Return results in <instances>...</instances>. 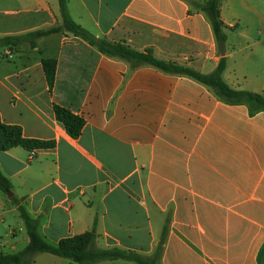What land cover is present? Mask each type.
<instances>
[{
    "label": "crops",
    "instance_id": "obj_1",
    "mask_svg": "<svg viewBox=\"0 0 264 264\" xmlns=\"http://www.w3.org/2000/svg\"><path fill=\"white\" fill-rule=\"evenodd\" d=\"M191 1L68 0V7L97 37L152 49L160 60L210 74L224 58L232 89L264 96V0H221L224 46ZM59 23V0H0V38ZM43 58L57 60L52 93ZM54 103L85 120L79 138L56 119ZM0 116L27 138L56 142L36 152L0 150L12 196L49 243L94 230L100 249L150 256L165 233L161 264H264V110L57 33L35 48L0 45ZM11 197L0 190L7 253L30 241ZM32 264L79 263L38 253Z\"/></svg>",
    "mask_w": 264,
    "mask_h": 264
},
{
    "label": "trees",
    "instance_id": "obj_2",
    "mask_svg": "<svg viewBox=\"0 0 264 264\" xmlns=\"http://www.w3.org/2000/svg\"><path fill=\"white\" fill-rule=\"evenodd\" d=\"M191 3L208 16L217 41L220 45L224 46L227 37L221 20V0H192ZM59 5L61 23L47 29H39L26 34L1 37L0 45L14 47L29 43L31 47L35 48L37 40L40 38L57 33H69L85 40L108 57L128 61L133 68L150 65L166 73L187 76L210 87L219 98L226 102L246 104L253 112L264 110V96L249 91L234 90L224 81L222 76L226 66L224 58L213 73L203 74L193 68L182 66L175 62L160 60L155 57L152 49L138 51L125 43L111 42L105 38H99L74 21L69 13L68 0H59ZM42 66L49 90L52 93L57 73V60L43 58ZM53 109L56 119L65 126L68 134L74 139L79 138L85 126V120L70 109L57 103L53 104ZM17 146H21L31 152H36L42 149H52L56 146V142L53 140L27 138L24 136L23 128L20 125L7 124L0 116V150L7 151ZM11 189L12 183L0 169V190L7 194ZM11 200L18 206L30 241L21 251L10 253L1 251L0 264H32L38 253H50L79 264H97L105 260L117 259L132 261L137 264H161L165 233H163L156 251L150 256L120 248L100 249L95 244L97 235L94 230L64 238L55 245L49 243L40 234L38 220L31 217L26 208L20 205L19 200L14 195L11 197Z\"/></svg>",
    "mask_w": 264,
    "mask_h": 264
},
{
    "label": "water",
    "instance_id": "obj_3",
    "mask_svg": "<svg viewBox=\"0 0 264 264\" xmlns=\"http://www.w3.org/2000/svg\"><path fill=\"white\" fill-rule=\"evenodd\" d=\"M7 194H8L9 197L12 196V192L11 191H9Z\"/></svg>",
    "mask_w": 264,
    "mask_h": 264
}]
</instances>
